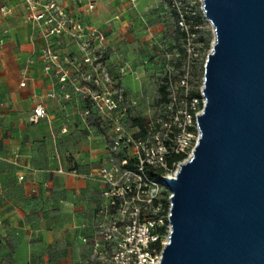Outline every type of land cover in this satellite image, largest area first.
<instances>
[{
	"label": "crops",
	"instance_id": "obj_1",
	"mask_svg": "<svg viewBox=\"0 0 264 264\" xmlns=\"http://www.w3.org/2000/svg\"><path fill=\"white\" fill-rule=\"evenodd\" d=\"M57 1L103 30L111 63L126 61L135 43L159 38L162 31L160 22L148 23L163 0H89L96 5L93 13L77 0ZM25 14L18 2L0 0V264H86L89 250L81 239L91 233L101 204L103 186L95 174L109 160L107 135L81 120L84 104L76 99L64 108L46 99L49 117L29 123L40 97L58 88L43 73L45 40L32 38ZM122 82L127 89L126 76Z\"/></svg>",
	"mask_w": 264,
	"mask_h": 264
},
{
	"label": "built area",
	"instance_id": "obj_2",
	"mask_svg": "<svg viewBox=\"0 0 264 264\" xmlns=\"http://www.w3.org/2000/svg\"><path fill=\"white\" fill-rule=\"evenodd\" d=\"M14 1L26 11L24 21L32 28V38L45 40L39 54L43 73L54 79L58 88L40 97L28 117L29 123L36 125L49 117L46 99L58 100L63 108L76 99L84 104L81 120L97 124L107 135L109 160L95 174L103 186L101 204L88 226L91 233L81 239L89 250L86 264H160L163 249L157 246L162 231L167 239L171 232L172 194L163 180L175 178L200 138L197 118L206 100L203 87L197 95L191 83L193 66L202 55L200 47L187 33L181 65L172 69L163 83L168 101L160 105L143 132L133 126L129 93L122 82L130 65L127 61L111 63L103 30L85 24L57 0ZM169 2L179 16V26L185 27L181 1ZM77 4L88 13L96 10L89 0H77ZM2 13L13 15L6 8ZM2 47L1 40L0 50ZM67 47L73 50L63 52ZM28 79L23 72L21 87ZM175 155L187 158L171 164ZM149 170L164 173L152 177Z\"/></svg>",
	"mask_w": 264,
	"mask_h": 264
},
{
	"label": "water",
	"instance_id": "obj_3",
	"mask_svg": "<svg viewBox=\"0 0 264 264\" xmlns=\"http://www.w3.org/2000/svg\"><path fill=\"white\" fill-rule=\"evenodd\" d=\"M214 33L200 138L175 178L160 264H264V0H202ZM145 263V262H144Z\"/></svg>",
	"mask_w": 264,
	"mask_h": 264
},
{
	"label": "rangeland",
	"instance_id": "obj_4",
	"mask_svg": "<svg viewBox=\"0 0 264 264\" xmlns=\"http://www.w3.org/2000/svg\"><path fill=\"white\" fill-rule=\"evenodd\" d=\"M181 12L184 16L185 27L179 26L178 18L171 7L169 0H163L162 7L157 10L152 22H160L162 31L159 38H153L145 42L138 41L129 50L130 57L125 56L129 63V73L126 75L129 93V106L132 117L140 118L146 124L155 115L160 107L161 95L159 88L170 75L172 69L177 70L183 56L181 48L184 41L178 40L179 32H187L191 41L200 47L203 44L201 39L206 38L207 33L211 34V47L214 41V33L211 24L205 19L202 0H180ZM147 28V24H144ZM120 54L122 52L119 49ZM211 48L195 62L192 73L191 83L194 94L200 91L204 81V67ZM119 54V55H120ZM121 58V57H120ZM175 72V71H174ZM168 243L165 237L162 246Z\"/></svg>",
	"mask_w": 264,
	"mask_h": 264
},
{
	"label": "trees",
	"instance_id": "obj_5",
	"mask_svg": "<svg viewBox=\"0 0 264 264\" xmlns=\"http://www.w3.org/2000/svg\"><path fill=\"white\" fill-rule=\"evenodd\" d=\"M175 16H176V18H179L177 12H175ZM178 32H179L178 40H180V39L183 40L184 44H185L186 41H187V37H188L187 32L181 31L180 28H178ZM211 40H212V37H211L210 33H207L206 38L201 39V43L203 44L202 51L204 53H206L211 48ZM180 53L184 57V55H185L184 48H181V52ZM178 65L180 66L181 63H179ZM159 92H160V95H161V99H160L159 103L160 104L166 103L168 101L167 86L165 84L161 85L160 88H159ZM196 94L199 95V92H197ZM131 120H132L133 126H138L144 132L145 124L140 118L132 117V115H131ZM186 158H187V156H184V155H175L174 157H172L170 159V163L172 164V163L183 162ZM148 173L152 177H157V176L163 174L164 171L159 170V171L154 172L152 170H149ZM165 195H166V193H165ZM165 202H166V204H168L167 201H165ZM162 232L163 233H162L161 241L158 243V246H157L158 250H160V251L163 249L162 242H163V239L166 236V233L164 231H162Z\"/></svg>",
	"mask_w": 264,
	"mask_h": 264
}]
</instances>
